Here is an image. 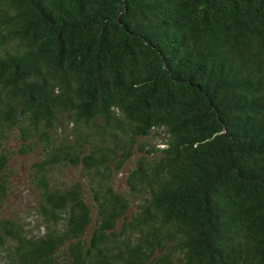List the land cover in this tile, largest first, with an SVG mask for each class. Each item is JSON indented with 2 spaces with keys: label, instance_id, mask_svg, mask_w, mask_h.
Wrapping results in <instances>:
<instances>
[{
  "label": "trees",
  "instance_id": "trees-1",
  "mask_svg": "<svg viewBox=\"0 0 264 264\" xmlns=\"http://www.w3.org/2000/svg\"><path fill=\"white\" fill-rule=\"evenodd\" d=\"M0 264H264V0H0Z\"/></svg>",
  "mask_w": 264,
  "mask_h": 264
},
{
  "label": "rangeland",
  "instance_id": "rangeland-1",
  "mask_svg": "<svg viewBox=\"0 0 264 264\" xmlns=\"http://www.w3.org/2000/svg\"><path fill=\"white\" fill-rule=\"evenodd\" d=\"M28 164V158H17L13 160L12 165L16 174L12 184L13 193L11 200L10 203L6 205L5 211L11 215H19L21 219H23L24 224L31 227V229L36 232L39 221L33 213L35 196L26 178ZM130 167V164L126 165L123 171L115 178L114 183L117 188H122L124 186L125 175Z\"/></svg>",
  "mask_w": 264,
  "mask_h": 264
}]
</instances>
